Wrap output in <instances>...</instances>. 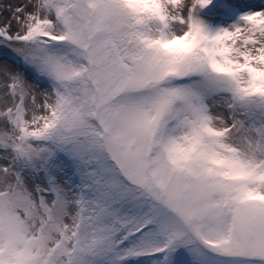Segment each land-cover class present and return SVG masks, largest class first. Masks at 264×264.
I'll return each mask as SVG.
<instances>
[{"label":"snow or ice","instance_id":"1","mask_svg":"<svg viewBox=\"0 0 264 264\" xmlns=\"http://www.w3.org/2000/svg\"><path fill=\"white\" fill-rule=\"evenodd\" d=\"M0 264H264V0H0Z\"/></svg>","mask_w":264,"mask_h":264}]
</instances>
